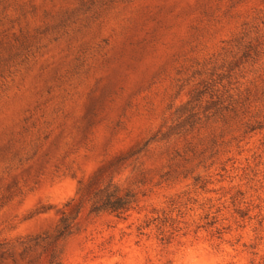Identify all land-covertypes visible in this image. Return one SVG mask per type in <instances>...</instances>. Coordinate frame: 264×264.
Listing matches in <instances>:
<instances>
[{
  "label": "rangeland",
  "instance_id": "rangeland-1",
  "mask_svg": "<svg viewBox=\"0 0 264 264\" xmlns=\"http://www.w3.org/2000/svg\"><path fill=\"white\" fill-rule=\"evenodd\" d=\"M65 209L61 264H264V0H0V264Z\"/></svg>",
  "mask_w": 264,
  "mask_h": 264
},
{
  "label": "trees",
  "instance_id": "trees-1",
  "mask_svg": "<svg viewBox=\"0 0 264 264\" xmlns=\"http://www.w3.org/2000/svg\"><path fill=\"white\" fill-rule=\"evenodd\" d=\"M134 195L130 192L121 193V191L112 185L96 190L88 200L90 213L109 212L116 217L126 215L132 208ZM69 205L66 204L65 207ZM79 214L77 211L61 212V216L55 230L52 240L47 243L45 251L48 256V264H61L60 254L57 250V242L65 239L73 233L76 226V220Z\"/></svg>",
  "mask_w": 264,
  "mask_h": 264
}]
</instances>
